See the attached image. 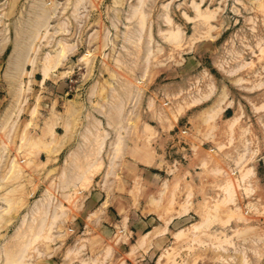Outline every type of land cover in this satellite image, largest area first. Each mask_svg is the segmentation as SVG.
I'll use <instances>...</instances> for the list:
<instances>
[{
	"label": "rangeland",
	"instance_id": "1",
	"mask_svg": "<svg viewBox=\"0 0 264 264\" xmlns=\"http://www.w3.org/2000/svg\"><path fill=\"white\" fill-rule=\"evenodd\" d=\"M198 95L210 99L203 140L227 135L221 113L233 100L254 126L231 123L210 151L194 185L200 206L170 226L164 250L126 255L122 233L110 249L96 238L109 234L94 225L93 188H127L137 203L158 187L141 174L188 168L184 109ZM66 103L72 138L61 152L45 111ZM175 192L164 212L187 213ZM124 257L264 264V0H0V264Z\"/></svg>",
	"mask_w": 264,
	"mask_h": 264
},
{
	"label": "crops",
	"instance_id": "2",
	"mask_svg": "<svg viewBox=\"0 0 264 264\" xmlns=\"http://www.w3.org/2000/svg\"><path fill=\"white\" fill-rule=\"evenodd\" d=\"M250 64V63H248ZM253 84V83H252ZM254 94V93H252ZM231 98V97H230ZM63 99V98H61ZM209 97L205 95H198L194 97V99H190L188 101V107L184 110L187 111L188 114V125H190V129L192 132L191 139H184L185 142L188 143V149L185 150V155L183 156L188 161V168H170L165 166L164 173L158 175L157 177L152 174H141L142 177H145L149 181H156L158 183V187L154 191H143L141 192L140 198L137 200V203L134 202L132 197H130L129 189H125L123 192H118L116 189H112V186L102 185L103 187H94L92 191V197L94 198V202H92L93 212H94V225L98 227V229H108L106 232L109 234L108 238L100 235L96 238H100L104 243L112 240L111 245L109 246L112 249V244L116 242L119 233H122V237L119 239L123 244H126V247H129L126 250V255L130 254L132 251L135 255L141 254L144 250L148 249H156L159 252L165 249V237L167 232L169 233L170 226L174 223H182L184 221V225H187L190 221L187 219L189 216L190 208H199L200 206V198L198 191L200 188L196 185V181L198 180V176L201 175L200 167H202L205 160L208 158L211 150L216 151L219 145H223L228 141V134L230 133L229 126L231 125V121L237 120L233 129H238L240 127L244 128L248 126V122L253 125V121L251 118H248L247 114L243 109H240L236 106V101H232V105L227 106L223 109L221 113L222 120L221 128L226 127L227 135L218 136L217 139H213V141L203 140V136L199 137L198 132L203 135L208 127L207 121L204 118V113H206L209 109ZM236 108V109H235ZM242 110V111H241ZM31 112V109L27 111V115ZM48 116H51V121L54 123L55 134L58 135L59 150L63 152L67 149L66 139L70 137L66 134V129L69 128V125L72 123L73 113H69L67 109V103L65 107V112L57 113L55 110L48 109L45 111ZM254 112V111H253ZM230 114L227 117V114ZM232 117V118H231ZM237 118V119H236ZM63 129L65 131V136H60L59 131ZM72 138V137H71ZM70 138V139H71ZM179 143H177L178 146ZM226 145V144H225ZM208 147V148H207ZM182 154L183 152L179 150ZM184 154V153H183ZM192 166V167H191ZM187 167V166H186ZM199 169V170H198ZM180 182L178 188L176 187V183ZM193 181L195 183H193ZM188 187H193L194 192L192 194L189 193ZM165 190H167L165 192ZM173 190L175 192V198L177 204L173 206L178 210L180 207L188 208V212L180 213L179 215L173 213L172 215H168L165 211L167 206H170L172 201V193ZM99 197L98 199L95 198ZM169 198V201L167 200ZM87 203V202H86ZM109 206V207H108ZM112 207L114 209L120 210L116 214L112 216ZM138 209L137 212H140V215L133 213L134 209ZM118 220V217H124ZM135 216L134 226H131L130 231L124 229L128 228L131 223V218ZM123 219V220H122ZM169 225L167 228L164 227L165 224ZM121 225L120 231H113L115 234V238L112 237V226ZM136 225V226H135ZM160 226V227H159ZM182 227V226H181ZM162 230L163 233L155 236L153 233L155 231ZM137 230V231H136ZM136 231V232H135ZM99 233V232H98ZM135 238L134 244L131 242V238ZM95 237V233H94ZM95 238V239H96ZM107 240V241H106ZM119 242V245L121 243ZM142 242V243H141ZM117 246V245H116ZM114 253L116 252V247H114ZM160 248V249H159ZM132 252V253H133ZM125 264H129L128 259L124 257Z\"/></svg>",
	"mask_w": 264,
	"mask_h": 264
},
{
	"label": "bare ground",
	"instance_id": "3",
	"mask_svg": "<svg viewBox=\"0 0 264 264\" xmlns=\"http://www.w3.org/2000/svg\"><path fill=\"white\" fill-rule=\"evenodd\" d=\"M176 32V31H175ZM232 118V117H231ZM237 119V118H236ZM237 120H233V121H231V123H234V122H236ZM142 243V242H141Z\"/></svg>",
	"mask_w": 264,
	"mask_h": 264
}]
</instances>
